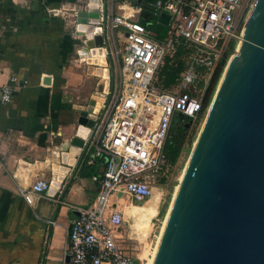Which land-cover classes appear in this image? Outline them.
<instances>
[{
	"label": "built area",
	"instance_id": "2783aa9c",
	"mask_svg": "<svg viewBox=\"0 0 264 264\" xmlns=\"http://www.w3.org/2000/svg\"><path fill=\"white\" fill-rule=\"evenodd\" d=\"M247 1L157 0L158 18L162 13L169 16L166 26L157 19L165 28L161 35L152 23L139 21L142 9L135 0H76L72 6L47 11L71 27L81 61L82 55L90 57L88 36L101 27L104 58L116 61L118 69L117 83L102 95L93 138L86 146L92 159L104 161L102 173L91 177L97 196L90 207L78 209L68 232L64 264H146L129 245L120 207L153 198L158 179L169 168L164 148L174 117L193 120L201 113L203 92L240 35ZM91 10H97L95 23L77 22V12ZM115 29L122 33V49L116 44ZM178 50L184 68L175 84L165 89L157 83L159 73L166 59L173 63ZM11 95L9 85L0 86V104L9 103ZM48 188L47 182L36 180L17 191L32 206L34 196Z\"/></svg>",
	"mask_w": 264,
	"mask_h": 264
},
{
	"label": "crops",
	"instance_id": "0c3cea01",
	"mask_svg": "<svg viewBox=\"0 0 264 264\" xmlns=\"http://www.w3.org/2000/svg\"><path fill=\"white\" fill-rule=\"evenodd\" d=\"M75 1L0 0V86L12 92L10 102L0 104V264H64L78 209L90 207L97 196L91 177L102 173L104 161L92 159V150L69 171L57 170L80 112L96 114L102 102L96 100L99 86L88 81L97 70L109 77L107 59L104 65L88 64L86 54L79 60V42L62 18L47 14ZM36 180L49 189L29 206L17 188Z\"/></svg>",
	"mask_w": 264,
	"mask_h": 264
},
{
	"label": "water",
	"instance_id": "95a60500",
	"mask_svg": "<svg viewBox=\"0 0 264 264\" xmlns=\"http://www.w3.org/2000/svg\"><path fill=\"white\" fill-rule=\"evenodd\" d=\"M90 12H77V22L95 23L97 10ZM168 21L164 13L158 18L164 26ZM245 23L236 58L218 83L185 163L150 264H264V0L254 1ZM101 32L96 27L85 43L92 57L95 51L104 57ZM44 83L49 84L48 78ZM96 118L80 112L74 137L61 149L58 171H69L85 155Z\"/></svg>",
	"mask_w": 264,
	"mask_h": 264
},
{
	"label": "rangeland",
	"instance_id": "374dc122",
	"mask_svg": "<svg viewBox=\"0 0 264 264\" xmlns=\"http://www.w3.org/2000/svg\"><path fill=\"white\" fill-rule=\"evenodd\" d=\"M255 0H253L252 4ZM72 6L73 3L67 4ZM251 11V7L246 15V18L244 20V23L242 24L240 35L236 39V44L234 46L233 52L229 55V58L226 62V65L224 66L222 75L227 69L228 61L230 57L235 53L237 45L239 43V40L241 36H243L244 28L246 25V20ZM64 23V27H66L68 30L66 31L68 35L73 38L72 36V29L69 27L64 20H62ZM152 29L156 30L155 26L151 27ZM243 28V30H242ZM242 31V33H241ZM114 36L116 40V44L119 49H122L121 41H122V33L115 29L114 30ZM76 58V57H74ZM110 62V63H109ZM85 64V63H83ZM107 65L109 68V77L103 78L102 74L103 71H97L99 73L98 75H93L92 80L88 81L89 86H99V92H98V98L101 97L100 95L103 93V85L105 82L109 81V89L111 88V84L115 85L118 81V69H117V62L112 60L110 57L107 58ZM89 66V65H86ZM93 68H101L98 66H90ZM101 69H104L102 67ZM221 75V77H222ZM220 77V79H221ZM219 79V81H220ZM102 81V82H101ZM160 78L158 79L157 83L158 85H161ZM210 83V82H209ZM209 87V85H208ZM207 87V89H208ZM218 87V85H217ZM203 92V101L204 97L206 95V91ZM82 95V94H81ZM214 96V95H213ZM103 98V97H102ZM213 99V97L211 98ZM212 101V100H211ZM211 103V102H210ZM210 105V104H209ZM209 105L201 111L199 115H197L193 119V124L189 130V132L186 134V137L184 139V145L183 150L181 152V155L176 162L175 165L169 166L168 171L162 176L160 179H158V184L156 188L153 191V198L152 200L147 203L145 206L144 204L141 205H124L123 207H120V209L123 211L124 219H125V225L124 229L126 231L127 238H129V245L130 247L134 248L136 253L140 255L142 259H146L147 263L152 258V254L154 253L157 241L159 239L162 226L166 220L167 214L169 212V208L171 205V200L174 198L176 188L178 187L179 180L181 178L185 163L189 157V154L192 150V147L194 145V142L196 140L197 134L201 128V125L206 117L207 111L209 109ZM203 107V106H202ZM98 109V108H97ZM97 113V112H96ZM157 199V200H156ZM122 204L124 202L120 201ZM156 205V206H155ZM147 213L146 211L150 209ZM149 213L150 218L147 216ZM140 223V224H139ZM143 225V226H142ZM142 228V229H141ZM142 230V231H139ZM133 239V240H132ZM146 248L148 249V252L145 254ZM149 264V263H148Z\"/></svg>",
	"mask_w": 264,
	"mask_h": 264
},
{
	"label": "trees",
	"instance_id": "16d2710c",
	"mask_svg": "<svg viewBox=\"0 0 264 264\" xmlns=\"http://www.w3.org/2000/svg\"><path fill=\"white\" fill-rule=\"evenodd\" d=\"M156 1L157 0H141L142 12H141L139 21L143 25L147 23H152L151 27L155 26L156 30L159 31L161 35L162 32H164L165 28L157 24L159 11L155 8ZM235 44H236V41H233L231 43L229 55L231 54V52H233ZM182 54H183L182 51L178 50L176 55L174 56V60L172 64H169V59H166L165 64L163 65L159 73V78L161 80V84L163 88L165 89L171 88L172 85L175 84L176 79L178 78V75L183 70L184 61L181 60ZM228 57L222 60L219 68L216 70V72L213 75L212 80L209 83V87L206 91V95L203 101L204 109L210 104L212 100L211 98L213 97L216 91L217 85L219 83V79L222 75V72L228 60ZM183 145H184L183 139H180L174 133H169V137L166 141L165 148H164V154L167 160V164L169 166H173L176 164L183 150ZM81 168H90V167L82 166ZM91 175H94V171H92Z\"/></svg>",
	"mask_w": 264,
	"mask_h": 264
},
{
	"label": "flooded vegetation",
	"instance_id": "af4514ba",
	"mask_svg": "<svg viewBox=\"0 0 264 264\" xmlns=\"http://www.w3.org/2000/svg\"><path fill=\"white\" fill-rule=\"evenodd\" d=\"M251 3H252V0H248L245 3L244 10L241 13V16L243 17V20L241 22L239 21L240 22V26L239 27H242V24L244 23V17L248 13ZM202 110H203V107H202ZM193 122L194 121L192 119H187V118H184V117H182L180 115H177V116L174 117V120H173V122L171 124L169 133H174L180 139L184 140L185 137H186V134L189 132Z\"/></svg>",
	"mask_w": 264,
	"mask_h": 264
},
{
	"label": "bare ground",
	"instance_id": "6f19581e",
	"mask_svg": "<svg viewBox=\"0 0 264 264\" xmlns=\"http://www.w3.org/2000/svg\"><path fill=\"white\" fill-rule=\"evenodd\" d=\"M252 7H253V5H251V9H252ZM248 18V17H247ZM245 27H246V25H245ZM242 30H243V28H242ZM244 30H245V28H244ZM241 33H242V31H241ZM244 33V32H243ZM96 52V54L93 56V57H88L87 58V62H88V64H99V65H104L105 64V62H104V59H103V57L102 56H99L98 55V51H95ZM235 58H236V53H234L231 57H230V59H229V61H228V66H227V69H226V71L224 72V74L229 70V68H230V66L232 65V63H233V61L235 60ZM98 71V70H97ZM97 73V72H96ZM99 74V73H98ZM224 74H223V76H224ZM103 76V75H102ZM96 100H100V101H102L103 100V98H102V96L101 97H97L96 98ZM98 104V106L100 105V103H97ZM177 189V188H176ZM152 200V199H151ZM150 200V201H151ZM157 200V199H156ZM149 201V202H150ZM149 202H147V203H149ZM147 203H145L143 206H145ZM156 206V205H155ZM149 210H151V208L150 209H148L147 211H146V213L149 211ZM168 215V214H167ZM147 216L150 218V215H149V213L147 214ZM140 224V223H139ZM143 226V225H142ZM142 229V228H141ZM139 231H142V230H139ZM133 240V239H132ZM146 252H148V249L146 248V250H145V254H146ZM154 254V253H153ZM153 254H152V257H153ZM139 257H140V255H139ZM141 258V257H140ZM142 259V258H141ZM143 260H145L146 261V264H150L151 263V260H152V258L148 261V263H147V260L146 259H143Z\"/></svg>",
	"mask_w": 264,
	"mask_h": 264
}]
</instances>
